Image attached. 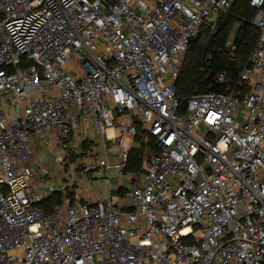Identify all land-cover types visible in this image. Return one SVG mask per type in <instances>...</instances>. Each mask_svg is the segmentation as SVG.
<instances>
[{"label":"built area","instance_id":"built-area-1","mask_svg":"<svg viewBox=\"0 0 264 264\" xmlns=\"http://www.w3.org/2000/svg\"><path fill=\"white\" fill-rule=\"evenodd\" d=\"M233 1L0 0V264H264V0H246L259 37L236 81L218 72L184 112L174 89ZM138 125L144 169L70 195L68 143L99 137L86 169L122 172ZM50 131L57 173L31 162Z\"/></svg>","mask_w":264,"mask_h":264},{"label":"trees","instance_id":"trees-1","mask_svg":"<svg viewBox=\"0 0 264 264\" xmlns=\"http://www.w3.org/2000/svg\"><path fill=\"white\" fill-rule=\"evenodd\" d=\"M255 12V8L248 1L234 0L229 11L218 13L214 20L202 21L197 36L190 40L186 47L183 68L181 66L174 83L175 92L180 99V112L185 111L187 100L192 94L224 90V86L216 81L218 72L224 70L231 81L237 80L240 71L249 64V55L259 37V29L252 23ZM212 21H216L215 32L204 45L201 43V37L206 34ZM229 39L232 40L231 44H228ZM136 136L146 142V147L152 143L154 150L152 152L157 151L153 138L140 126ZM90 144L89 140L81 142L85 155ZM134 150L132 145L123 171L144 169L143 156L147 150ZM73 188L74 186L72 190H68L70 195L74 194ZM60 195L61 193L51 194L45 200L48 203V211L45 209L44 211L50 212L54 204L59 202Z\"/></svg>","mask_w":264,"mask_h":264},{"label":"rangeland","instance_id":"rangeland-1","mask_svg":"<svg viewBox=\"0 0 264 264\" xmlns=\"http://www.w3.org/2000/svg\"><path fill=\"white\" fill-rule=\"evenodd\" d=\"M229 10L230 8L228 11ZM212 22L213 23L208 26L206 34L204 33V35L201 37V43L204 45L210 39V36L215 32L216 21ZM228 41V44H230L232 40L229 39ZM181 66L183 68V61ZM121 118L123 120L126 118V116H121ZM84 138L85 137L81 138L80 143L76 148H74V146L72 147L71 142L68 143L69 154H67L65 160L62 163L64 174L61 176V179L66 183L68 190H72L73 185L76 193L81 190L90 194L91 196H97L101 199H104L108 195V180L118 181L123 177L126 178V173L129 172V170L119 172L116 170L105 171L103 168H98L88 171L86 169V165L90 162L98 161L103 156L102 140L99 137H95L94 140H91L90 147L87 150V155H85L81 145L82 139ZM129 143L130 141L128 139L124 141L126 146H128ZM145 143L146 142H144L141 138H137L136 136V141L132 144L136 151L147 150L143 156L144 158L149 156V154L154 151L152 143L147 146L148 149ZM52 170L53 172L57 173V168L55 166H52ZM112 193H115V191H112ZM46 202L47 201L43 202L42 206L46 211H48V203Z\"/></svg>","mask_w":264,"mask_h":264},{"label":"crops","instance_id":"crops-1","mask_svg":"<svg viewBox=\"0 0 264 264\" xmlns=\"http://www.w3.org/2000/svg\"><path fill=\"white\" fill-rule=\"evenodd\" d=\"M53 135L54 132L50 131L45 139L33 138L31 140V148L33 150L31 162L38 171L44 168H50L52 170V166H55L57 171L59 170V162L57 159L61 156L62 151L59 145L54 143ZM83 140L87 139H82V141Z\"/></svg>","mask_w":264,"mask_h":264}]
</instances>
